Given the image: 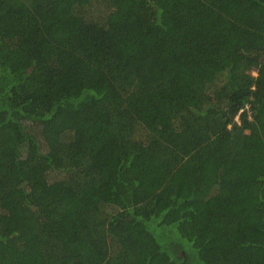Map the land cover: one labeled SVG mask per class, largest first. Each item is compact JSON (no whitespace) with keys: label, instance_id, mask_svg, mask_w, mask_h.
Returning a JSON list of instances; mask_svg holds the SVG:
<instances>
[{"label":"trees","instance_id":"16d2710c","mask_svg":"<svg viewBox=\"0 0 264 264\" xmlns=\"http://www.w3.org/2000/svg\"><path fill=\"white\" fill-rule=\"evenodd\" d=\"M0 264H264V0H0Z\"/></svg>","mask_w":264,"mask_h":264},{"label":"rangeland","instance_id":"374dc122","mask_svg":"<svg viewBox=\"0 0 264 264\" xmlns=\"http://www.w3.org/2000/svg\"><path fill=\"white\" fill-rule=\"evenodd\" d=\"M245 4L243 3L242 5H237L234 10H235V13L239 14L240 17H243V18H248L249 17V12L246 11L245 14H242L243 10H245ZM253 75H255V72H253ZM49 178V181H53L55 179H57V175L56 174H52V175H49L48 176ZM98 201V198L97 197H89L87 198L86 200V203L89 205V206H94Z\"/></svg>","mask_w":264,"mask_h":264}]
</instances>
